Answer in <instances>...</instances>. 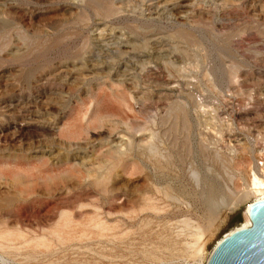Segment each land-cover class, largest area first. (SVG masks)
I'll list each match as a JSON object with an SVG mask.
<instances>
[{"label":"rangeland","instance_id":"374dc122","mask_svg":"<svg viewBox=\"0 0 264 264\" xmlns=\"http://www.w3.org/2000/svg\"><path fill=\"white\" fill-rule=\"evenodd\" d=\"M151 1L0 0V264H207L244 222L264 0L194 24L200 0L155 18ZM169 73L189 85L163 96Z\"/></svg>","mask_w":264,"mask_h":264},{"label":"bare ground","instance_id":"6f19581e","mask_svg":"<svg viewBox=\"0 0 264 264\" xmlns=\"http://www.w3.org/2000/svg\"><path fill=\"white\" fill-rule=\"evenodd\" d=\"M179 1H181V0H175V1H170V2H165L163 0H152L147 5V7L145 9L146 14H149L150 18L160 17L162 14L172 10L175 7V5H177V3ZM247 1L248 0H238L237 2L234 1V0L233 1H231V0H200L199 6H195L194 4L188 5V6H190L191 9H189L187 11V12H189V14L185 15V17L188 20L187 22L189 24H194V23H197L198 21H202L203 18L206 15H208V14H217L218 12L220 14H224L223 17H226L228 14L232 13V11L237 9V7L245 6ZM260 1L261 0H251L249 5L251 6L252 9H259L261 7ZM182 4L184 5V3H182ZM130 56H132V55H130ZM91 61H92L91 69H100V68H104L107 65V63L105 61H97L96 57L91 58ZM169 62L171 64H174V63H172L174 61H169ZM113 74L116 75V73H113ZM119 79H120V81H122L121 78H119ZM163 79L164 80L162 81L161 84L156 85L155 88L153 87L154 90L158 91L157 93H160V95H163V96L167 95V94H171L173 92H176L184 84L189 85V82H188L189 79H185L181 75L178 76V77H175L174 75L169 73L166 76H164ZM182 89H184V88H182ZM138 99H141V98L139 97ZM258 101H263V100L258 99ZM128 106H129V104H128ZM130 108H131V106H130ZM262 110H264V102H263L262 106H261V104H258L251 111L246 110L245 112H243L241 114V117H245V116H248L250 114H253V115L255 114L256 115V114H258V112H260ZM239 114H240V112H239ZM257 117H258V115H257ZM248 144H247L246 141L241 142V139L238 142H236V144H235V148L237 149V154H236V158H237L236 160L237 161L236 162L241 167L243 166V168H241V170L244 169L245 173H246L245 175L246 176L248 175L247 177H249L250 180H251V181L249 180L248 182L249 183L252 182V185L250 184V186H252V187H251V189H249L250 191L248 193L252 192V193H254L256 195V200L255 201L264 200V163L262 164V166H260L259 164H256L257 163L256 160L258 158H263V160H264V149H263V147H260L259 148L260 151H257V152L253 151L252 152L251 149L248 150V146H250ZM249 151H251V153ZM169 156L170 155L167 156V153L164 154V152H162V151H157V152L153 153L152 160H151L152 162L151 163L153 164V167H154L155 171L159 170V169H162L165 166V164H168L170 158L169 159H167V158ZM244 170H243V173H244ZM250 171H251V173H253L252 175L250 174ZM103 182H104V180H103ZM96 183L97 184L101 183V180L97 179ZM251 205H252V203H249L248 206L246 205V208H245V211H244L245 212V220H244V222L239 223L236 226H234L233 228H231L230 230H228L224 234V236L217 242V244L224 237L229 236L233 232H235L237 230H240V229H243V228H246V227H250L251 218H250L249 212H250ZM208 219H209V221H208L209 222V226L213 225L214 220L216 219V216H215L213 211L210 213Z\"/></svg>","mask_w":264,"mask_h":264},{"label":"water","instance_id":"95a60500","mask_svg":"<svg viewBox=\"0 0 264 264\" xmlns=\"http://www.w3.org/2000/svg\"><path fill=\"white\" fill-rule=\"evenodd\" d=\"M251 225L224 237L207 264H264V200L250 207Z\"/></svg>","mask_w":264,"mask_h":264}]
</instances>
